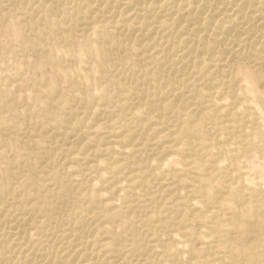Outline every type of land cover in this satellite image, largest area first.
<instances>
[{
	"label": "bare ground",
	"instance_id": "obj_1",
	"mask_svg": "<svg viewBox=\"0 0 264 264\" xmlns=\"http://www.w3.org/2000/svg\"><path fill=\"white\" fill-rule=\"evenodd\" d=\"M0 4V264H264V0Z\"/></svg>",
	"mask_w": 264,
	"mask_h": 264
},
{
	"label": "rangeland",
	"instance_id": "obj_2",
	"mask_svg": "<svg viewBox=\"0 0 264 264\" xmlns=\"http://www.w3.org/2000/svg\"><path fill=\"white\" fill-rule=\"evenodd\" d=\"M2 5L3 4H0V12H6L7 11V9H4V7H2ZM2 9V10H1ZM4 28H0V31H2V32H0V59H4V58H8V59H5V61H4V63H5V65H4V63H3V61H1L0 62V68L2 69H0V74L1 75H6V76H13L14 75V78H17V79H19L20 78V76L22 75V73L21 72H18L17 71V69L15 68V66H16V64H18V59L19 60H21V59H25V58H27V57H25L26 56V54H28L29 53V50L27 49H25L24 50V45H23V43H22V41H18V40H15V39H13V34L11 33H9V31L8 30H6L5 31V29L3 30ZM6 32V33H5ZM7 36H8V40H7ZM14 40V42H13V40ZM7 40V41H6ZM12 40V41H11ZM16 41H17V43H16ZM20 42V43H19ZM7 43V44H6ZM10 43V44H9ZM12 43V44H11ZM16 45H14V44ZM3 44V45H2ZM19 44V45H18ZM10 45V46H9ZM12 45V46H11ZM20 45H22L21 47V49H20ZM18 46V47H17ZM5 47V48H4ZM13 47V48H12ZM14 47H16V48H14ZM8 48V49H7ZM10 48V49H9ZM17 48H18V51H17ZM11 49H13V50H11ZM20 49V50H19ZM6 51V52H5ZM11 51H13L14 53H16V54H14L13 52H11ZM17 51V52H16ZM27 51H28V53H27ZM11 52V53H10ZM20 52V53H19ZM24 53H25V55H24ZM5 54V55H4ZM11 55V56H13V57H7V56H9V55ZM23 54V55H22ZM16 56V59H15V56ZM18 55H20V56H18ZM21 55H22V57H21ZM2 56H4L3 58H1ZM23 56H24V58H23ZM28 56H29V54H28ZM18 58V59H17ZM21 58V59H20ZM13 59V60H12ZM8 60H12V63H10L11 61H9L8 62ZM7 62H8V64H7ZM16 62V63H15ZM3 63V64H2ZM13 63H15V64H13ZM9 64H11L10 66H8ZM14 65V66H13ZM7 66H8V68H7ZM14 68V69H13ZM47 69V68H46ZM4 70V71H3ZM2 71V72H1ZM12 71V72H11ZM14 71V72H13ZM15 72H16V74H15ZM32 72V73H31ZM18 73V74H17ZM20 73H21V75H20ZM36 73L34 70H30L29 71V74L30 75H34V74ZM9 74V75H8ZM15 75H17V76H15ZM17 79H14V80H16V81H18ZM20 80V79H19ZM15 81V82H16ZM58 82H61V79H60V77L58 78ZM263 82V83H262ZM262 82H260V84H259V88H264V81H262ZM253 158L251 157V160H252ZM248 163V167L250 168V170H252L253 172H257L259 169H260V164H256V161H254V162H251V161H248L247 162ZM197 244H199L198 242H197Z\"/></svg>",
	"mask_w": 264,
	"mask_h": 264
}]
</instances>
